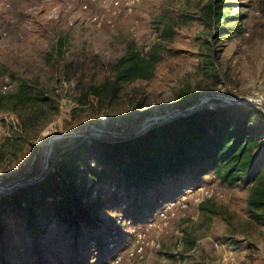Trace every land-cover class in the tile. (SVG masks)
Listing matches in <instances>:
<instances>
[{
  "label": "rangeland",
  "instance_id": "obj_1",
  "mask_svg": "<svg viewBox=\"0 0 264 264\" xmlns=\"http://www.w3.org/2000/svg\"><path fill=\"white\" fill-rule=\"evenodd\" d=\"M112 1L0 0V195L56 170L52 183L77 177L82 204L97 208L71 233L42 212L31 223L13 214L0 264H264V0ZM123 60L138 73L112 84ZM199 101L194 111L254 113L249 170L232 184L208 163L128 184L85 148L137 137ZM93 162L102 170L86 171Z\"/></svg>",
  "mask_w": 264,
  "mask_h": 264
},
{
  "label": "trees",
  "instance_id": "obj_2",
  "mask_svg": "<svg viewBox=\"0 0 264 264\" xmlns=\"http://www.w3.org/2000/svg\"><path fill=\"white\" fill-rule=\"evenodd\" d=\"M125 62L115 65L112 84L127 82L138 73L135 63ZM250 111L244 105L216 104L213 110L203 107L154 126L137 137L112 143L94 140L85 148L102 158L109 170L119 168L128 184L136 181L137 185L150 187L164 176L172 180L187 169L201 168L204 163L211 164L223 182L232 184L250 166L246 145L255 132V127L249 126V118L254 115ZM100 167L95 165L94 169L87 163L85 170L97 172L102 170ZM53 173L56 174V170L48 171L39 182L14 189L10 195H0V232L2 223L13 214L31 223L40 212L45 213L47 225L54 223L67 233L77 232L83 225L90 226L96 221L93 211L97 208L82 204L87 185L77 177L52 183ZM108 239L107 235L102 240L104 245Z\"/></svg>",
  "mask_w": 264,
  "mask_h": 264
},
{
  "label": "water",
  "instance_id": "obj_3",
  "mask_svg": "<svg viewBox=\"0 0 264 264\" xmlns=\"http://www.w3.org/2000/svg\"><path fill=\"white\" fill-rule=\"evenodd\" d=\"M231 102H233V103H241L242 102V100H232ZM200 104H201V101H199V102H197L193 107H191L190 109H187V110H183V111H181L180 113H181V115L182 116H185L186 114H189V113H191V112H193L194 110H196L197 108H199V106H200ZM177 113H172V114H170V115H168L167 117H165V118H163V119H160V120H158V121H153V123H148V124H146L144 127H142V128H144L143 130H145V127L147 126V125H151V124H160V123H162V122H164V121H167V120H170V119H172L175 115H176ZM68 136H70V135H63L62 137H60V138H66V137H68ZM58 139H55L54 141H52L51 143H49L48 144V148H47V151H46V154H45V157H44V161H46V158H47V156H48V152H49V150H50V147H51V145L55 142V141H57ZM45 164H46V162H44V166H45ZM43 170L41 171V173L40 174H43ZM33 179H31L30 181H28V182H25L24 184H26V183H30L31 181H32ZM23 184H19V185H15V186H13L12 188H11V190H14V189H16V188H19V187H21ZM10 190V191H11ZM2 191H6L5 189H2Z\"/></svg>",
  "mask_w": 264,
  "mask_h": 264
},
{
  "label": "bare ground",
  "instance_id": "obj_4",
  "mask_svg": "<svg viewBox=\"0 0 264 264\" xmlns=\"http://www.w3.org/2000/svg\"><path fill=\"white\" fill-rule=\"evenodd\" d=\"M125 1H126V0H125ZM129 1H130V0H129ZM136 1H138V0H132L131 2H132V3H135ZM118 6H119L118 1H115V0L112 1V8H114V9L116 10V9H118ZM119 7H120V6H119ZM84 8H85V7H84ZM112 12H113V11H112ZM113 13H114V12H113ZM255 96H257V95H255ZM255 96H254V97H255ZM259 102L263 104V101H262V100L259 101ZM160 119H163V118H155V119H151V120L148 121V123L150 124V123H153V121H158V120H160ZM148 123H147V124H148ZM95 133H96V134H99V133H101V132H100V131H96ZM53 141H54V140H53ZM51 142H52V141H51ZM51 142H50V143H51ZM1 190H2V189L0 188V192H1ZM140 250H141V249H140ZM129 257H131V258L134 257V258H136V259H137V258H140V257H138L137 255H134V254H132V253H129Z\"/></svg>",
  "mask_w": 264,
  "mask_h": 264
},
{
  "label": "built area",
  "instance_id": "obj_5",
  "mask_svg": "<svg viewBox=\"0 0 264 264\" xmlns=\"http://www.w3.org/2000/svg\"><path fill=\"white\" fill-rule=\"evenodd\" d=\"M210 191H214V193L217 192V191H215V190H214L213 188H211V187H210ZM192 196H194V194H193V195H189V196H187V197H186V200H187V198H191ZM186 200L182 201V203H183V207H185L186 204H187ZM189 201H190V199H189ZM168 210H172V208H170V209H168ZM168 210H166L163 214H161V215L163 216V218L166 217V214H167L166 212H167ZM137 238H139V235H138ZM131 246H132V245H131ZM131 246H130V247H131ZM128 248H129V247H127V248L125 249V251H127ZM125 251H124V252H125ZM115 261H120V259H117V260H115ZM113 262H114V261H113ZM113 262H112V263H113Z\"/></svg>",
  "mask_w": 264,
  "mask_h": 264
}]
</instances>
